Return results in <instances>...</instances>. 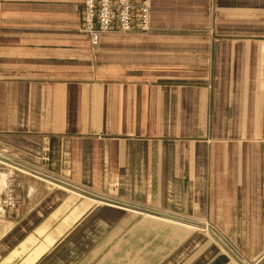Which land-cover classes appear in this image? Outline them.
<instances>
[{
	"label": "crops",
	"instance_id": "obj_1",
	"mask_svg": "<svg viewBox=\"0 0 264 264\" xmlns=\"http://www.w3.org/2000/svg\"><path fill=\"white\" fill-rule=\"evenodd\" d=\"M149 7L0 0V264H264V0Z\"/></svg>",
	"mask_w": 264,
	"mask_h": 264
},
{
	"label": "built area",
	"instance_id": "obj_2",
	"mask_svg": "<svg viewBox=\"0 0 264 264\" xmlns=\"http://www.w3.org/2000/svg\"><path fill=\"white\" fill-rule=\"evenodd\" d=\"M149 0H83L81 30L94 42L96 35L117 31L128 33L149 30ZM264 142V135H263ZM6 168L0 206L11 208L16 203L13 189L15 167L0 160V173Z\"/></svg>",
	"mask_w": 264,
	"mask_h": 264
},
{
	"label": "rangeland",
	"instance_id": "obj_3",
	"mask_svg": "<svg viewBox=\"0 0 264 264\" xmlns=\"http://www.w3.org/2000/svg\"><path fill=\"white\" fill-rule=\"evenodd\" d=\"M219 241H220L219 245L221 244L220 246L223 252L229 255V257L231 256L237 257L235 250L233 249V247L227 240H225L224 238L223 239L220 238ZM244 264H247V263H244Z\"/></svg>",
	"mask_w": 264,
	"mask_h": 264
}]
</instances>
